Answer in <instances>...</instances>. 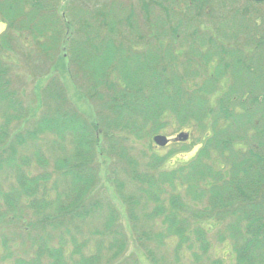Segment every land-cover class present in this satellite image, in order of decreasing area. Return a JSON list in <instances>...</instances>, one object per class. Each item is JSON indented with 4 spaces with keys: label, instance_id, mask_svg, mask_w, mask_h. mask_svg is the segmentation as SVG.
I'll use <instances>...</instances> for the list:
<instances>
[{
    "label": "trees",
    "instance_id": "1",
    "mask_svg": "<svg viewBox=\"0 0 264 264\" xmlns=\"http://www.w3.org/2000/svg\"><path fill=\"white\" fill-rule=\"evenodd\" d=\"M175 1L112 0L88 10L74 4L76 16L85 21L75 28L61 13L68 0H0L1 23L10 28L18 22L24 30L52 39L64 23L62 56L74 61L73 73L83 80L84 91L91 100L96 94L104 101L110 116L103 125L95 112L89 118L78 109L64 112L54 77L42 96L57 104L45 101L41 110L47 112L40 110L9 137L12 108L21 110L22 118L25 114L22 96L12 86L9 60L0 50V101L11 108L0 126V164H15L21 171L0 172V226L13 228L15 264H124L129 258L137 264L139 249L155 240L172 242L178 264H221L212 256L214 227H219L216 242L232 245L235 264H264V54L211 38L212 48L204 55L186 56L196 38L193 18ZM206 1L193 0L199 11ZM11 39L2 36L0 43L7 46ZM145 70L152 73L143 79L139 72ZM224 90L225 96L232 93L226 100ZM207 93L212 96L206 98ZM175 122L197 139L191 137L172 155L198 149L193 158L171 167L172 155L167 161L159 155L148 160L142 149L132 155L135 140ZM53 136L63 161L54 168L44 153L31 160L28 152ZM117 163L133 180L129 193L120 175L109 171ZM100 171L110 180L107 187L126 202L122 211L110 201L106 216L103 203L93 198ZM212 187L214 197L205 192ZM124 210L128 222L148 229L129 238V223L124 227L120 218ZM205 223L212 224L210 231ZM130 245L133 255L127 254Z\"/></svg>",
    "mask_w": 264,
    "mask_h": 264
},
{
    "label": "rangeland",
    "instance_id": "2",
    "mask_svg": "<svg viewBox=\"0 0 264 264\" xmlns=\"http://www.w3.org/2000/svg\"><path fill=\"white\" fill-rule=\"evenodd\" d=\"M2 1V0H1ZM70 2V3H69ZM55 5L58 4V2L54 3ZM74 4L80 8H85L88 10L90 9H96L98 6H104L107 4V0H68L67 9L61 10L62 14H65V16L68 17L69 20H71V25L75 28L80 27L83 25L84 20L81 22L80 19L76 16L77 11L74 8ZM27 9L29 11L32 10L31 4H26ZM235 10H239V14L244 18L240 24L243 27H247L245 29L240 28L237 29L235 32V36L232 39H236L238 42L243 43L246 45L247 51L251 52L254 50L257 52L256 49V43L251 42L249 40V37H251V34L249 33V29L251 26L255 25V33H260L262 35V38L264 39V24L257 20L256 16L251 17V22L247 23V10L246 6L242 5V1L238 0L235 2L234 0H226L225 6H220L215 9L213 12V16L210 14L211 17H208L207 23L208 25H212L210 22L211 20H217L219 23H221L225 17L228 15H232ZM84 12V19L86 18V11ZM119 12V11H118ZM262 13V11H261ZM124 12L122 14L123 18ZM29 17H23V19H28ZM217 18V19H215ZM3 17L0 15V40L2 36L4 38H7L8 35L12 37L10 44L5 46V44L0 43V50L2 55H7V60H9V65L11 67V77H12V86L15 89L16 92H18L22 96V105L21 107L24 108L23 113L25 114V117H21V110H15L16 107L10 108V105H7L5 103H2L0 101V126L4 123L5 117L4 114H6L7 111L11 110V113L14 115L12 118V122L10 123V129L13 132L9 135L11 137L15 131L20 129L21 127H27L26 122L30 118H33L36 114L39 113L41 110L43 104L45 101L49 99L43 98V87L47 84V82L52 79L56 78L60 84L57 89H59V94L61 95L60 101L62 102V107L64 112L70 111L71 109L77 110L82 115L86 116L87 118L91 117L92 114L95 112L97 115V119L104 125L107 122V116H109V113L106 111L105 108H103L104 101H101V99L98 98L96 94H93V99L89 98L88 93L84 91V83L81 77L75 73L76 70L74 69V61L71 60L69 56L66 58L62 56V52L60 51V44L61 40L59 39V36H61L65 33L66 27L64 23L62 22V26L59 29L58 35L56 37H53L52 39H48L46 37H39V34L37 32H33L31 30H24L22 26L19 25L18 22L13 23V27H8L6 23H1ZM127 20H124L123 24H126ZM120 23L121 21H115ZM229 24V22H226V26ZM123 26V25H122ZM7 34V35H6ZM147 39L148 35H147ZM74 42H77V38H73ZM229 45L231 46L232 43L229 41ZM248 43V44H247ZM50 45V47H47V45ZM228 45V46H229ZM212 48V44L208 46L207 50H210ZM62 49V47H61ZM211 61L216 60L215 58H211ZM233 73H236L232 71ZM140 75H143V79H145L150 73L141 71L139 72ZM198 81H200L201 77L196 78ZM224 82V79H221ZM206 82V77L202 79L201 83ZM214 84H219V81H214ZM246 91V90H244ZM226 90L223 91V94L221 95L222 98L225 100L229 97H231L230 93L229 95L225 96ZM211 93H207L206 98L211 97ZM238 98L241 99V94H238ZM41 99V100H40ZM93 101V102H92ZM49 105H56L57 102H53L48 100ZM51 103V104H50ZM12 105V104H11ZM48 105V106H49ZM240 108H242L240 106ZM41 112L44 114L47 112V110H41ZM110 117V116H109ZM179 130H185L183 128H180L178 126V123H171L167 126L165 131H163L164 135L167 136H173L176 132ZM197 139V134L193 135L192 140L195 141ZM49 143H45L43 145L39 144L32 148L31 151L28 152L29 156L32 157L31 160H35L36 158L41 156L43 153L47 154L43 156L42 158H45L49 160L52 167L56 166V161L60 160L63 161L62 152L59 148V145L56 141V136H53L51 140L48 141ZM132 147V155L137 156L138 152L142 149L143 152L146 153L148 160L151 159L153 155H159L161 157H166L167 159L172 155L171 150H178L182 148V144L178 147L175 145H170L168 147H160L157 146L153 140V136L146 138L143 141L135 140L131 145ZM180 147V148H179ZM154 149V152L152 151ZM193 153V152H192ZM192 153L188 152H182L178 151L174 155H172L168 160L170 162L169 166L179 165L181 162L185 161L187 158L191 159L194 156H191ZM137 161V160H135ZM104 163L103 161H101ZM29 163V165L33 164ZM114 168L109 169V171H116L120 175V182H124L127 185V188L125 191L128 193L132 189L129 188L131 182L133 181L131 178H129L121 165L119 163L113 165ZM55 168V167H54ZM37 170V166H34L33 171ZM6 171H13L14 173L21 175V171L17 165L14 164V167L11 166V164L7 162H2L0 164V172H6ZM108 171V170H107ZM103 172V171H102ZM101 176L96 177L94 184L96 185L92 189L93 198L96 200H99L103 203V210L104 213L107 216V209L106 205L107 202L115 201L120 210L122 211L124 209L123 203H126L122 197H120L116 191L111 190L109 187H107V184H110V180H107V177L105 176L106 173L101 171L99 172ZM33 177H36V174H32ZM69 181H64V185ZM54 179L51 178L49 181V184H53ZM8 184V182H6ZM190 184L192 186V192L196 194L197 190L195 188L194 179H190ZM115 187V185L113 184ZM215 191L216 187L214 186ZM199 192V191H198ZM205 192L208 193L210 197L213 196V187L211 189H206ZM135 212V211H134ZM128 212L124 210L120 213V218L122 220V225H125V222H128ZM146 221V217L144 213H141V223H144ZM128 231V237L133 238L141 233L144 230H147V227H144L142 224L139 225L137 229V224L135 221H130ZM15 225V224H12ZM18 225V224H17ZM210 225L212 224H206V228L210 231ZM125 227V226H124ZM86 228V227H85ZM89 228V227H88ZM219 227H214L211 230L210 238L216 243L214 251L212 253V256L214 258H217L220 260L221 264H235L234 261V253L232 249V245L230 243H217L215 240V233L218 230ZM160 230H163L161 227H159ZM38 233H42L41 231H38ZM133 240L130 239L129 244H132ZM150 245V251L148 250V246ZM135 253L134 249H132V245L128 247L127 254L133 255ZM132 258L136 259V257L131 256ZM138 257L139 262L137 261V264H155L156 262L158 264H178V262L175 259L174 250H173V244L172 242H168L165 244V241L163 244H160L157 240L145 243V247L139 249L138 251ZM75 260H78L77 258ZM124 264H134L130 261V258L123 262ZM183 264H191L188 260H185Z\"/></svg>",
    "mask_w": 264,
    "mask_h": 264
},
{
    "label": "flooded vegetation",
    "instance_id": "3",
    "mask_svg": "<svg viewBox=\"0 0 264 264\" xmlns=\"http://www.w3.org/2000/svg\"><path fill=\"white\" fill-rule=\"evenodd\" d=\"M242 5H246L248 3V0H241ZM207 2V1H206ZM181 2L180 0H176L175 4L178 5V8L184 7V5H179ZM251 4L259 5V9L262 11L260 15V22L264 24V0H251ZM190 6L189 16L193 18L192 25L194 27L191 28V33L195 36L199 35L202 37L204 33L207 31H214L213 25H208L207 19L208 15H214L213 12L217 7L223 6L222 0H209V2L205 3L202 11L198 10V6L196 3H193V0H189L186 2ZM211 17V16H210ZM262 17V18H261ZM217 19V18H215ZM249 33L251 34V37H249V40L251 42L256 43V49L260 51L261 54L263 52L264 54V39L262 38V35L260 33H255V25L251 26L249 29ZM262 43V44H260ZM1 229L6 230L9 228L0 227ZM14 259L11 258V255H8L7 257H4L3 254L0 252V264H13Z\"/></svg>",
    "mask_w": 264,
    "mask_h": 264
},
{
    "label": "water",
    "instance_id": "4",
    "mask_svg": "<svg viewBox=\"0 0 264 264\" xmlns=\"http://www.w3.org/2000/svg\"><path fill=\"white\" fill-rule=\"evenodd\" d=\"M189 137V134L188 133H180L178 135V139L179 140H187ZM155 141L159 144V145H166L168 143V138L165 136V135H157L155 136Z\"/></svg>",
    "mask_w": 264,
    "mask_h": 264
}]
</instances>
